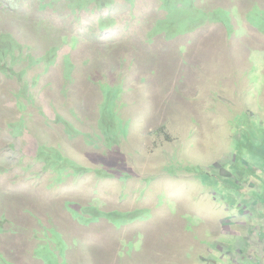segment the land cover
<instances>
[{
    "label": "rangeland",
    "instance_id": "1",
    "mask_svg": "<svg viewBox=\"0 0 264 264\" xmlns=\"http://www.w3.org/2000/svg\"><path fill=\"white\" fill-rule=\"evenodd\" d=\"M263 246L264 0H0V264Z\"/></svg>",
    "mask_w": 264,
    "mask_h": 264
},
{
    "label": "crops",
    "instance_id": "2",
    "mask_svg": "<svg viewBox=\"0 0 264 264\" xmlns=\"http://www.w3.org/2000/svg\"><path fill=\"white\" fill-rule=\"evenodd\" d=\"M263 250H264V246H263V249H261V250H260V254H259L258 256H260V257H261V256H262V254H264ZM257 254H258V253H257ZM257 254H256V255H257ZM250 256H253V255H250ZM250 256H248V258H249L250 260H251V258H254V257H250ZM261 264H263V257H262Z\"/></svg>",
    "mask_w": 264,
    "mask_h": 264
},
{
    "label": "clouds",
    "instance_id": "3",
    "mask_svg": "<svg viewBox=\"0 0 264 264\" xmlns=\"http://www.w3.org/2000/svg\"><path fill=\"white\" fill-rule=\"evenodd\" d=\"M259 257H260V256H259ZM262 257H263V254H262V256L260 257L259 261H256V264H261Z\"/></svg>",
    "mask_w": 264,
    "mask_h": 264
}]
</instances>
